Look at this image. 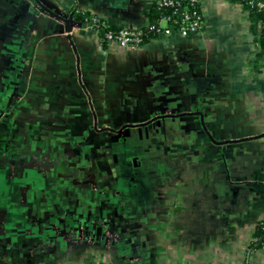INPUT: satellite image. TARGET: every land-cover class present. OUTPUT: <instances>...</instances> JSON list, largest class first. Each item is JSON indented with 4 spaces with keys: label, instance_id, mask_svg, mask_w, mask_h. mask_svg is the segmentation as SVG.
<instances>
[{
    "label": "crops",
    "instance_id": "0c3cea01",
    "mask_svg": "<svg viewBox=\"0 0 264 264\" xmlns=\"http://www.w3.org/2000/svg\"><path fill=\"white\" fill-rule=\"evenodd\" d=\"M156 2L0 0V264H264L259 44L230 0L127 48L93 24Z\"/></svg>",
    "mask_w": 264,
    "mask_h": 264
},
{
    "label": "trees",
    "instance_id": "16d2710c",
    "mask_svg": "<svg viewBox=\"0 0 264 264\" xmlns=\"http://www.w3.org/2000/svg\"><path fill=\"white\" fill-rule=\"evenodd\" d=\"M202 1L198 0V3L192 6H189V11H196V13L203 17L202 13ZM233 2L239 3L244 12L247 15L248 21L250 23V29L252 34L256 37V40L259 44V52L257 54L258 60L264 61V9L256 10L255 8H250L245 5L244 0H230ZM263 1L264 0H260ZM186 2H182L179 6L175 7H163L158 8L157 5H154L152 9L146 14L147 16V24H148V32L144 29L141 31V38H144V35L148 36H156L159 34L156 29L159 27V22L164 18H170L167 21V27L176 30L177 23H173L174 20L178 21L180 19V13L182 12L183 6H185ZM176 11L174 15H172ZM76 20L83 21V16L79 14L73 13L72 15ZM94 26L97 28L100 35L104 36L107 31L117 32L114 28L106 27L104 24L100 22L93 21ZM145 36V37H146ZM264 221L258 225L255 232L256 241L259 244H264V231H263Z\"/></svg>",
    "mask_w": 264,
    "mask_h": 264
},
{
    "label": "built area",
    "instance_id": "2783aa9c",
    "mask_svg": "<svg viewBox=\"0 0 264 264\" xmlns=\"http://www.w3.org/2000/svg\"><path fill=\"white\" fill-rule=\"evenodd\" d=\"M245 5L250 8H255L256 10L264 9V2L260 0H244ZM182 2H186L183 6L182 12L180 13V19L178 21L174 20L173 23H177V29L172 30L167 27V21L170 18H164L160 22H164L166 25L161 27L159 22V27L157 32L164 33L166 35L172 32L178 33L181 37H188L196 32H199L203 26V17H200L196 11H189V6L198 3V0H157L156 5L158 8L163 7H175L179 6ZM176 11L172 15H174ZM141 31L138 30H119L117 32L107 31L104 34L103 40L108 44L119 46L122 48H127L131 46H138L142 42ZM264 231V226H263Z\"/></svg>",
    "mask_w": 264,
    "mask_h": 264
},
{
    "label": "water",
    "instance_id": "95a60500",
    "mask_svg": "<svg viewBox=\"0 0 264 264\" xmlns=\"http://www.w3.org/2000/svg\"><path fill=\"white\" fill-rule=\"evenodd\" d=\"M67 28H70V26L68 25L67 26ZM163 117H167V116H163ZM139 125H126V126H123L122 128H121V130H123L124 128H126V127H138ZM107 131H113V130H111V129H106Z\"/></svg>",
    "mask_w": 264,
    "mask_h": 264
},
{
    "label": "rangeland",
    "instance_id": "374dc122",
    "mask_svg": "<svg viewBox=\"0 0 264 264\" xmlns=\"http://www.w3.org/2000/svg\"><path fill=\"white\" fill-rule=\"evenodd\" d=\"M107 129V128H106Z\"/></svg>",
    "mask_w": 264,
    "mask_h": 264
}]
</instances>
